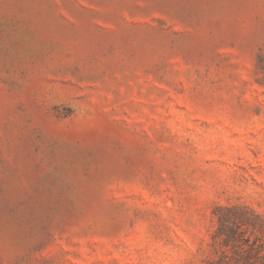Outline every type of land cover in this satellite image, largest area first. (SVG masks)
<instances>
[{"label": "rangeland", "instance_id": "1", "mask_svg": "<svg viewBox=\"0 0 264 264\" xmlns=\"http://www.w3.org/2000/svg\"><path fill=\"white\" fill-rule=\"evenodd\" d=\"M0 264H264V0H0Z\"/></svg>", "mask_w": 264, "mask_h": 264}]
</instances>
